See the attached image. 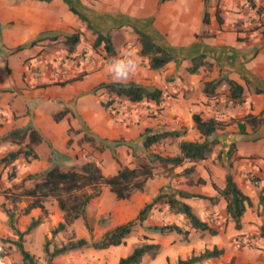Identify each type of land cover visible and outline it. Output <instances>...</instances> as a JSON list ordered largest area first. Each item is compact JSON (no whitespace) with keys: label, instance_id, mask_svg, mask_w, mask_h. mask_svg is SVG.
Returning <instances> with one entry per match:
<instances>
[{"label":"crops","instance_id":"crops-1","mask_svg":"<svg viewBox=\"0 0 264 264\" xmlns=\"http://www.w3.org/2000/svg\"><path fill=\"white\" fill-rule=\"evenodd\" d=\"M70 2L101 34L109 32L113 37L116 32L110 30L119 28L116 34L121 39V45L117 47L120 49L121 56L128 54L135 61L137 60L134 52L139 46L135 42L132 27L146 33L177 60L176 63L170 61L166 64L169 72L165 71L163 75L170 73L175 69V64L180 63L181 67H178L176 72L179 73L180 78H177L176 82H165L156 75L157 72L150 71L147 65L137 67L128 81L160 89L162 92L160 101L132 103L124 98L115 100V97H112L111 99L114 100L107 108L100 103L105 94L97 96L98 93H92L93 87L101 82H115L112 74L108 73L105 67L63 86L49 82L32 90H21L20 93L7 90L0 92V112H3V117L0 119V137L27 124H30L41 137V142L33 146L36 158L26 160L19 156L9 164L14 165L19 180L26 174L40 172L48 167L49 145L65 156L71 153L65 143L69 138L67 129L70 127L75 130L84 127L92 137L107 142V145H103L100 149L98 159L103 175H110L119 167L118 163H113L115 160L112 155L117 156L121 165H125L131 156H127L126 146L112 147L108 145L109 142L122 138L131 149V142L139 139L138 136L145 127L152 128L154 132L185 128L186 133L175 138L170 153L163 151L162 148L163 154L177 155L179 141L201 140L191 120L192 113H197L201 117L231 120L228 125L218 131L219 146L216 148L220 151V158L226 160L227 146H232L231 157H229V160H232V167H228V173L240 190L248 196L251 203L241 215L239 230L233 227L224 209L225 202L213 187V185L219 189L223 187L227 172L212 159L213 151L207 159L195 162L183 160L181 165L173 169V172L177 173L191 167V173L187 177L182 176L175 180V178L158 174L148 179L146 181L147 202L164 185L173 186L190 194L216 196L215 202L194 196L181 199L190 206L200 220L207 222L216 230L215 234H211L210 248L215 246L224 250L225 245L228 242L230 244L229 237L233 232L245 235L257 232L264 220V187L261 178V169L264 170V34L261 32L262 26L256 29L250 28L264 20V0H167L163 2L159 0H70ZM249 2L253 3V7L249 5ZM257 7L259 11L256 10ZM204 11L207 12L206 22L202 21ZM216 14L220 18L219 21ZM60 16H63L64 21L59 19ZM72 16L73 14L62 0H17L15 2L0 0V28H5L1 31L0 39L9 47L19 45L33 40V37L40 33L54 31L56 28H67L66 22H70ZM198 54L204 55L205 59L211 63V68L205 70L199 67L196 73H187L185 67L189 65V58ZM221 77L241 87L240 104L233 106L226 100L228 85L224 80L215 87L212 97L202 93L204 81L217 80ZM46 80L45 76L38 79V81ZM20 84V78L9 80L0 77V89L8 85L19 87ZM71 99L73 105H66L69 110L61 119L54 121L52 115L58 110L51 109L47 105L50 106L53 102L66 104ZM29 101L33 104L26 113L23 108L25 105L29 106ZM39 102L42 106L37 105ZM244 114H251L256 117V120L253 123L244 122V131L239 133L237 124L241 121H237L236 118ZM83 133L80 131L78 137H83ZM166 138L168 137L163 139ZM132 144L141 149L140 140ZM166 144L167 142L163 144L164 147ZM16 147L17 145L11 141H1L0 157ZM112 150L114 154L111 153ZM158 150L156 148L153 152ZM37 160L41 163L39 169L32 164ZM5 172L4 168L0 178L5 175ZM248 172L258 174V179L253 180V176H250ZM198 177L203 179L204 183L186 184L187 179L194 182ZM5 183L9 185L7 180ZM25 184L30 185L29 182ZM44 203L45 208L46 204L51 205L60 218L61 212L53 199ZM139 208L138 206L137 211ZM29 211L39 214L40 209L32 208ZM204 233L209 235L207 232ZM150 237L155 236L151 234ZM258 241H262V248H264V239H258ZM161 248L162 245H160ZM261 255L264 256L263 250Z\"/></svg>","mask_w":264,"mask_h":264},{"label":"trees","instance_id":"trees-1","mask_svg":"<svg viewBox=\"0 0 264 264\" xmlns=\"http://www.w3.org/2000/svg\"><path fill=\"white\" fill-rule=\"evenodd\" d=\"M48 1V0H43ZM68 10L75 15L79 20L85 23V27L91 30L95 34L93 40V46L101 45L106 54H113V47L108 34H101L95 28L91 26L87 18L80 12H78L71 4L70 0H62ZM167 0H159L163 2ZM249 5L253 7V3L249 2ZM257 11L260 9L257 7ZM216 18L219 21L220 18L216 14ZM202 21H207V12L204 11L202 15ZM262 26L261 32L264 34V20L259 21L258 24H254L250 29H256ZM132 31L135 34V39L139 45L138 55L146 58V64L149 70H157L165 66L168 62L175 60L163 47L155 43L146 33L137 30L132 27ZM56 33H52L51 38H55ZM62 43L65 47L66 53H70L74 50L79 41V34L72 32L69 34H61ZM42 38V36L28 42L19 44L16 46V50H20L26 47H31L35 44V41ZM202 67L205 70L211 68V63L207 61L202 54H198L189 58V65L185 67L187 73L193 74L198 71V68ZM80 76L71 77L61 81L51 82L63 86L72 81L78 80ZM224 80L228 85V91L226 94V100L231 105H238L242 101L241 87L233 81L221 77L217 80L204 81L201 91L205 96L212 97L214 95V89ZM46 85V84H43ZM100 89V94H105V98H109L110 102L114 99L124 98L129 102L136 103L140 101H153L158 103L161 99L162 92L160 89L151 85H143L134 81H127L125 86L122 82H101L94 88ZM99 94V95H100ZM115 97L114 99H111ZM100 103L103 107L107 108L110 102ZM67 109L59 110L53 113L52 118L54 121L61 119ZM191 120L195 129L197 130L200 141H187L181 140L178 142L177 155H160L157 153H148L145 159H138L135 164L131 166L120 165L117 170L110 175H103L97 163L91 160H87L80 165H70L66 169H61L59 163L67 157L57 152L49 145V165L46 169L33 174H26L21 181L25 179L32 180L30 187H25L18 184H12L6 188L5 191L7 198L13 195L18 199H26L27 204L24 206L23 211L27 213L32 208H39L41 212H45L44 201L47 199H53L60 212L62 213V221L57 222L55 227L50 231L51 235L64 230L67 225L72 223L75 219L81 218L85 222V227L88 231L91 230L86 219V206L89 201L97 197L101 191V186H106L108 190L113 194L115 200L128 199L135 191H141L146 181L158 174H168L175 167L181 165L183 160L195 162L204 160L212 152L213 148L218 145V131L223 129L231 121L217 119L214 117H201L197 113L191 114ZM241 123L237 124L239 133L244 131V122L253 123L256 117L251 114H244L236 118ZM186 133L185 128L172 131L154 132L148 127H145L139 134V140L141 143V149L147 152L149 147L154 143L159 142L165 137H180ZM26 140V142H25ZM1 141H11L17 145V148L8 151L6 154L0 157V177L2 170L17 157L22 156L25 159L36 158L37 155L33 152L32 146L41 142L39 134L27 124L21 128L12 130L7 134L0 137ZM230 155V148L227 151V156ZM249 157V156H248ZM59 160H61L59 162ZM192 168L187 167L182 171L183 173L191 172ZM13 172L8 174L7 179L13 178ZM264 187V176L262 179ZM196 183L202 184L204 180L196 178L194 182L191 179L186 180V184ZM218 194L223 198L225 202V212L229 220L232 221L233 227L236 230L240 229V218L246 207L250 206V200L245 195L236 183L232 180L230 173L226 172L224 176V185L221 189L213 185ZM14 188H19V191L13 192ZM205 198L210 202L217 200L216 196L206 197L199 194H190L180 189L163 187L156 195H154L148 202H145L136 212L135 216L122 223L116 224L109 229H106L101 235L88 242L84 238H78L73 241H67L60 246H53L51 250L47 247V242L43 244L42 251L45 255V264H52L53 257L61 255L65 252L75 250L83 246H89L93 249H104L109 246H117L124 242V238L131 233L135 226L142 223L151 212L156 202H162L166 205V208L171 214H180L187 221L189 227L197 232H207L209 234H215L216 230L210 227L207 222L200 220L191 210L190 206L181 201L187 197ZM8 215L9 228L16 240L13 241L19 256V264H39L35 257L28 252L22 245L23 235L29 233L34 227L40 223V218H31L24 230L16 229L12 223H10L11 215ZM153 232L165 234L168 232H176L186 234V231H181L180 227L176 224H163L154 225L148 228ZM261 229L264 231V220L261 224ZM159 249L157 243H141L134 246L125 256L120 257L116 264H137L140 262L143 255H148L151 258L154 257ZM222 253V249H218L213 246L210 249H204L197 255H192L186 259H178L176 264H193L199 263L205 260L219 257ZM3 253L0 251V264H2L1 258Z\"/></svg>","mask_w":264,"mask_h":264},{"label":"rangeland","instance_id":"rangeland-1","mask_svg":"<svg viewBox=\"0 0 264 264\" xmlns=\"http://www.w3.org/2000/svg\"><path fill=\"white\" fill-rule=\"evenodd\" d=\"M13 1L15 2L17 0ZM59 19L64 21L63 16H60ZM66 23L68 25L67 28H56L54 31L35 35L33 39H36L39 36H42V38L36 40L33 46L20 50L15 49L18 44L9 47L2 43L0 39V77L7 78L9 80H13V78H20L21 80L19 87H16L15 85L11 87L8 85L7 87L0 89V92L7 90L16 92L19 91L20 93L21 90H32L49 82L61 81L78 75L80 76L79 79H82L85 75L97 72L99 69L104 67L106 68V71L110 73L109 62L113 59L121 57L120 49L117 48L121 45V39L116 34L119 28H113V30H110L111 32H116L113 34V37L110 36L109 32L103 33H109L108 35L112 43L114 52L112 55H109L106 54L101 45L96 47L93 46L95 34L86 28L85 23L79 20L76 16L73 15L71 17V21ZM3 29L5 28H0V34ZM72 32H77L79 34V41L72 52L66 53L65 47L61 41V34H69ZM52 33H56L58 35H55V38H51L50 36ZM135 42L137 43L136 39ZM24 49L25 51H23ZM138 49L134 52L137 55L136 63L138 67H142L147 65V62L145 57H140L138 55ZM178 67H181L180 63L175 64V69L165 75H163V73L169 69L166 65L153 71L157 72L156 75L160 76V78H162L165 82H176V79L180 78L179 73H176ZM41 76H45L47 80L38 81ZM174 85H176V83H174ZM95 86L92 89V93H98L97 96H99L100 89L95 90ZM170 94L172 95L173 92L171 91ZM102 100V102H110L109 98L104 97ZM72 101L73 100L71 99L66 104L53 102V104L50 106L47 105V107L56 111L64 108L69 110L66 105H73ZM40 102L37 105L42 106V103ZM32 104L33 103L30 102L28 107L24 104L25 107L23 109L26 113ZM150 114H152V112ZM2 117L3 112H0V119ZM149 129L154 131L150 127ZM80 131L84 132L83 137H78ZM67 135H69V138L65 143L71 153L66 156L67 159L62 161L59 160V162L61 161L59 163L61 169H66L70 165H80L87 160L94 161L99 166L98 154L99 151H101L100 149L103 148V145H107V142H103L102 140L92 137L85 131L84 127H79L77 130L70 127L67 129ZM199 138L201 137L199 136ZM137 139L134 141L139 140ZM133 142L130 144L131 149L122 138L109 142L110 144L108 145H111L112 147L126 146L127 148L125 149V152L127 156H131V159H127V163L125 165L131 166L135 164L138 159H145V156L148 153H160L163 156L166 155L162 153V148L164 149L163 151L170 153L173 143H175V138L168 137L166 139H162L151 145L147 152L139 149V147L137 148L136 146H133ZM166 142V147H164L163 144ZM218 146L219 145H216L212 150L214 152L212 159L216 160L217 163L224 167L228 172V167H232V160H229L231 154L228 158H226V160H222L219 156L220 151H217ZM156 148L159 150L153 152ZM229 148L231 150L232 146L228 145L227 151ZM111 153L114 154V150H112ZM210 154L208 156H210ZM119 155L120 154H118V156ZM225 155L227 156V152ZM112 157L113 160H115L113 163H118L120 166L121 164L117 160V156L115 157L112 155ZM32 164L38 169L41 167L39 160L33 161ZM203 164L206 170H208L205 163ZM14 169V165L8 164L5 167V175L0 178V251L3 253L1 258L2 264H19L20 262L19 253L13 243V241L16 240V235H14L11 228H9V219L7 214L11 215L10 223H12V225L18 230H24L31 218H40V223L30 230L29 233L23 235L22 245L35 257L39 264H45V255L42 251V247L45 242H47L49 250H51L53 246H60L67 241H73L78 238H84L88 242H91L97 239L106 229L133 218L137 212V207H141L145 202H147V183L146 186H144V189H142V192L135 191L128 199L124 200H115L113 194L108 190V188L106 186H101L99 195L91 199L86 206L85 221L91 228L90 231H88L85 227L84 220L78 218L67 225L64 230L51 235L50 231L55 227L57 222L62 221V213L59 218V215L57 216V212L54 211L49 204H46V208L44 206L45 212L40 211L38 214L31 213V211H29L28 213H25L23 209L27 204L26 199H18L13 197V195L7 198V194L10 192L7 193L5 189L10 187L12 184L22 183L20 185L30 187L33 182L30 179L21 181L23 177L19 180ZM182 170L177 173H174L172 170L170 173L165 174V176L175 178L176 180L178 177H187L191 173L189 172L185 174ZM10 172H13L14 175L12 179L8 180L7 176ZM248 174L253 176V180L258 179V174L252 172H248ZM263 176L264 170L261 169L262 179ZM6 180L9 185H6ZM28 182L30 185L25 184ZM149 182L150 180L148 183ZM166 186L169 188H175L169 185H164L163 187ZM13 190V192H17L19 191V188H14ZM259 199H261L260 196ZM165 206L166 205L162 202H156L148 217L142 223L135 226V229L124 238V242L122 244L118 246H109L104 249H93L89 246H83L53 257L51 260L52 264H116L120 257L124 256L134 246L141 243L155 242L159 245V249L156 255L152 258L148 255H143L140 262L137 264H176L178 259H186L192 255L199 254L204 249H210L209 245L212 239L211 234L204 235V232L194 231L189 227L187 221L182 215L169 213ZM163 224H176L180 227L181 231H186V234L176 232L159 234L148 229L150 226ZM151 234L155 237H150ZM258 239H264V231L261 229V226L254 234L245 235L233 232L229 237L230 244L228 242L225 245V249L222 250L219 257H216L215 259L212 258L213 260L209 259L193 264H264V256L261 255V250L264 251V248H262V241H258ZM160 245H162L161 249Z\"/></svg>","mask_w":264,"mask_h":264},{"label":"clouds","instance_id":"clouds-1","mask_svg":"<svg viewBox=\"0 0 264 264\" xmlns=\"http://www.w3.org/2000/svg\"><path fill=\"white\" fill-rule=\"evenodd\" d=\"M138 65L136 61L128 54H123L120 58L109 62V72L112 74L115 82H122L127 85L129 76L136 71Z\"/></svg>","mask_w":264,"mask_h":264}]
</instances>
